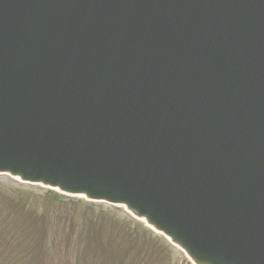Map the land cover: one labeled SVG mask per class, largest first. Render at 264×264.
<instances>
[{"label":"water","instance_id":"obj_1","mask_svg":"<svg viewBox=\"0 0 264 264\" xmlns=\"http://www.w3.org/2000/svg\"><path fill=\"white\" fill-rule=\"evenodd\" d=\"M165 1L0 0V64H3L0 65V101L7 100L6 104L0 102V112H5L6 107L31 115L36 122L34 126L45 132L46 123L58 124L55 111L79 115V124L68 125V134L78 136L81 126L84 133H100L103 129L118 134L116 139L120 142H115L126 147V136L133 133L121 134L125 127L118 119L130 111L128 101H140L143 96V90L129 80L126 83L118 80L120 65L116 59L124 62L127 52L142 53L143 57L168 62L167 65L170 58L166 52H173L174 48L180 56L197 61L195 65H203L200 59L215 63L207 58L208 53L220 54L221 62L226 58L228 64L216 65H231L225 66L227 70L234 69L233 65L238 71L242 65H264V15L261 12L255 15L261 28L251 38L248 30L246 36L239 31L240 23L232 24L238 20H227L232 12L236 16V0H170L167 5ZM174 19L183 26L181 30L191 32L192 42L205 44L193 52L180 42L176 44L163 27L166 20ZM241 22L247 27L251 24L249 20ZM205 37L206 40H200ZM161 53L165 55L159 58ZM149 67L156 71L160 65L154 63ZM254 70L258 69L251 68L250 72ZM252 75L256 82L260 79V74ZM153 78L149 77L147 84ZM131 85L134 91L124 93ZM257 85L258 82L253 87ZM10 101L16 106L9 105ZM199 108L214 109L205 101L194 104L193 112H200ZM255 116L258 118V113ZM139 129L127 123V131L138 132ZM253 130L251 137L249 132L241 135L252 138L256 134L255 126ZM92 134L97 141L98 136ZM140 136H133L127 146L140 149ZM76 148L77 144H71L68 153L73 154ZM99 148L102 151V146ZM116 152L114 146L106 147L99 155L111 158ZM261 161L251 159V171ZM128 173L130 170L117 167L119 177ZM255 182L256 179L250 181L254 188L259 186ZM255 216L261 219L258 220L260 232L264 234V211L255 210Z\"/></svg>","mask_w":264,"mask_h":264},{"label":"rangeland","instance_id":"obj_2","mask_svg":"<svg viewBox=\"0 0 264 264\" xmlns=\"http://www.w3.org/2000/svg\"><path fill=\"white\" fill-rule=\"evenodd\" d=\"M1 221L0 264H189L179 247L125 208L9 175H0Z\"/></svg>","mask_w":264,"mask_h":264},{"label":"bare ground","instance_id":"obj_3","mask_svg":"<svg viewBox=\"0 0 264 264\" xmlns=\"http://www.w3.org/2000/svg\"><path fill=\"white\" fill-rule=\"evenodd\" d=\"M250 80H252V79H250ZM0 92H1V90H0ZM9 105H11V106H13V107H15L16 106V104L14 103V102H9ZM212 107L213 108H215V109H217V108H219V107H217V106H215V105H212ZM48 126V128H52V126L51 125H47ZM69 187V186H68ZM70 189H72V187H69ZM147 214H149V213H145V215H147ZM150 215V214H149ZM158 228H162V227H158Z\"/></svg>","mask_w":264,"mask_h":264}]
</instances>
